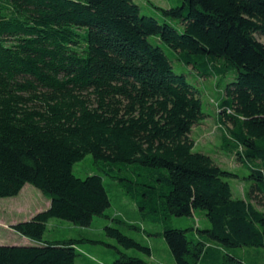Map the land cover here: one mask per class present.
<instances>
[{
	"label": "trees",
	"instance_id": "obj_1",
	"mask_svg": "<svg viewBox=\"0 0 264 264\" xmlns=\"http://www.w3.org/2000/svg\"><path fill=\"white\" fill-rule=\"evenodd\" d=\"M157 10L143 15L134 0H0V199L28 184L49 200L11 225L39 245L0 246V264H75L78 240L43 236L51 220L84 228L105 217L103 177L72 171L86 155L142 219L162 226L175 264H261L237 251L264 254V0ZM161 45L196 78L217 80L220 150L248 171L242 198L228 182L238 175L193 152L190 134L207 117L202 91ZM196 211L208 223L196 237L171 225ZM104 233L150 255L118 228ZM115 250L110 264H151Z\"/></svg>",
	"mask_w": 264,
	"mask_h": 264
},
{
	"label": "rangeland",
	"instance_id": "obj_2",
	"mask_svg": "<svg viewBox=\"0 0 264 264\" xmlns=\"http://www.w3.org/2000/svg\"><path fill=\"white\" fill-rule=\"evenodd\" d=\"M134 2L140 7L141 14L158 17L157 8L167 9L179 5L181 0H134ZM177 29L179 32L182 31L180 26H177ZM257 40L264 44V38L257 36ZM161 48L173 59V70L176 73L185 74L188 81L196 82V86L202 91L201 102L203 112L207 117L202 124L196 125L192 129L190 137L194 141L193 152L208 155L220 168L238 175V179H230L228 182L233 196L242 198L244 188L248 190L249 187V184L242 179L248 175V171L240 166L233 156L225 155L220 150V132L217 124L218 109L215 106L220 93V89L216 87L217 80L215 78H196L188 67L181 65L174 59L176 54L173 50L166 45H161ZM228 78L230 81L232 76ZM72 171L77 178L81 179L91 175H101L109 196L110 207L105 211V217L93 218L89 227H76L68 222L51 220L47 225L43 242L66 239L78 240L77 251L79 256L76 258L75 264H110L114 260L113 258L118 256L115 248L127 256L140 258L147 263L175 264L161 236L162 226L142 219L135 205L125 197L120 186L109 177L104 176L99 170L92 155H86L81 161L75 163ZM48 205L49 200L28 184L18 197L0 199V246H38V243L15 233L11 229V225L28 221L36 213L46 210ZM171 225L174 228L187 229L186 234L189 238L196 237L195 228H208V223L201 211H196L193 217H172ZM106 226L118 228L124 235L149 248L150 255L119 246L116 241L105 236L104 228ZM209 243L211 246L215 245L213 242ZM237 253L242 256L245 262L249 258L264 264L263 253L244 249L238 250ZM200 264H209V262L204 260Z\"/></svg>",
	"mask_w": 264,
	"mask_h": 264
},
{
	"label": "crops",
	"instance_id": "obj_3",
	"mask_svg": "<svg viewBox=\"0 0 264 264\" xmlns=\"http://www.w3.org/2000/svg\"><path fill=\"white\" fill-rule=\"evenodd\" d=\"M25 186H26V185H25ZM25 186L23 187V189L25 188ZM23 189H22V190H23ZM22 190L20 191V193L22 192ZM20 193H19L16 197H18V196L20 195ZM48 206H49V205H48Z\"/></svg>",
	"mask_w": 264,
	"mask_h": 264
}]
</instances>
